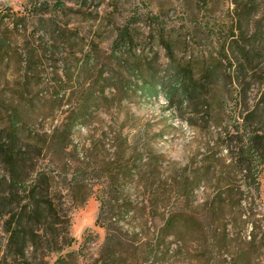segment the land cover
<instances>
[{
	"label": "rangeland",
	"instance_id": "rangeland-1",
	"mask_svg": "<svg viewBox=\"0 0 264 264\" xmlns=\"http://www.w3.org/2000/svg\"><path fill=\"white\" fill-rule=\"evenodd\" d=\"M241 3L0 0V264H264V169L228 175L221 144L264 87V0ZM168 70L199 94L180 113L139 89Z\"/></svg>",
	"mask_w": 264,
	"mask_h": 264
},
{
	"label": "trees",
	"instance_id": "trees-1",
	"mask_svg": "<svg viewBox=\"0 0 264 264\" xmlns=\"http://www.w3.org/2000/svg\"><path fill=\"white\" fill-rule=\"evenodd\" d=\"M242 1L234 0V4L237 7ZM247 1H245L246 4L244 5L241 3L242 5L240 6L248 7L249 4L257 6L259 0ZM8 11L11 13V10ZM12 13L17 17L22 16L19 12ZM4 15L6 16V14ZM166 75L167 78L159 77L157 73L150 72V76L142 80V87L139 88L141 89L142 95L156 98L162 91L167 105L166 108L173 112L177 111L180 113L184 108L192 107L199 94L196 86L186 80L187 73L184 70H168ZM259 107H261V110ZM224 112L228 113L232 118L230 124L226 125L224 132L221 134L224 138L221 144L229 152V163L224 167L230 170L228 175L233 174L235 170L245 171L248 177H252V180L255 182L264 169V134L254 128L250 117L254 116L260 119L264 113V87L259 94L257 105L253 106L252 109L249 106L246 109V106L244 107L235 101L232 107L229 110H224ZM195 115V113L192 114V116ZM214 157L212 156L213 161L216 159ZM208 165L207 171L209 172L215 165L212 162ZM187 178L184 175L178 178V180H175L178 202L181 199H187L193 190L194 184L188 182ZM46 209L49 211L52 209V205L49 202L46 203ZM184 211L183 208L181 210L178 208L176 212H172L164 221L163 227L174 229L177 236L185 235L191 222ZM11 237L16 238V240L20 238L25 239L24 234L21 232H13V234L11 233ZM24 261L27 262V260ZM61 261L63 262V260ZM41 264L48 263L43 260Z\"/></svg>",
	"mask_w": 264,
	"mask_h": 264
}]
</instances>
